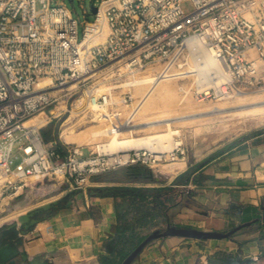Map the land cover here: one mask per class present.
I'll use <instances>...</instances> for the list:
<instances>
[{"label": "built area", "instance_id": "built-area-1", "mask_svg": "<svg viewBox=\"0 0 264 264\" xmlns=\"http://www.w3.org/2000/svg\"><path fill=\"white\" fill-rule=\"evenodd\" d=\"M93 15L78 21L60 0H0V196L28 178L84 191L109 171L177 161L179 146L155 158L147 148L84 157L81 147L43 139L51 119L71 112L85 120L92 111L120 131L132 122L143 77H190L196 97L215 101L264 91V0H99ZM201 50L220 66L205 79L193 63ZM31 119L38 122L26 126Z\"/></svg>", "mask_w": 264, "mask_h": 264}, {"label": "crops", "instance_id": "crops-1", "mask_svg": "<svg viewBox=\"0 0 264 264\" xmlns=\"http://www.w3.org/2000/svg\"><path fill=\"white\" fill-rule=\"evenodd\" d=\"M130 173L96 176L84 191L69 188L0 225V264H120L154 232L172 228L233 234L159 237L131 264L264 258V133L159 185Z\"/></svg>", "mask_w": 264, "mask_h": 264}, {"label": "rangeland", "instance_id": "rangeland-1", "mask_svg": "<svg viewBox=\"0 0 264 264\" xmlns=\"http://www.w3.org/2000/svg\"><path fill=\"white\" fill-rule=\"evenodd\" d=\"M99 0H83L82 5L86 11V17L83 16L80 3L77 0H64L65 5L72 11L73 17L78 21L84 19L88 22L93 21L94 15L91 12L92 3L96 7ZM57 0H51L52 5ZM183 9L188 12L191 9L190 3H185ZM192 78L184 80H169L161 83V89L167 90L169 93L166 100L162 99L152 104L149 110H146L132 121L131 124H140L141 122L152 119L157 120L163 117H176L180 115L193 114L199 109H213L215 107H231L241 104L245 100L262 96L264 91L245 92L233 97L229 100L215 101L211 99H200L191 91ZM136 98H140V93H134ZM171 95V96H170ZM68 111L70 108L68 107ZM85 120L80 119V115L75 112L66 113L58 120H52L43 128V139L49 142H56L57 145L63 147L65 144L74 145L83 148L84 157L88 156L89 151H97V146L107 142L108 137H93L92 131L96 127L104 129L107 125L97 121L94 113L89 111L84 115ZM38 119L26 123V126L36 124ZM137 126L132 134H126L124 137L133 136L134 138L145 137L158 133L163 128L156 126L154 128L145 129L143 126ZM173 130L177 133L176 139L179 141V150L182 155L178 161H165L150 163L149 168L158 178H167L175 176L186 167L193 168L196 165L206 161L217 153L226 152L250 138L264 133V112H238L230 114L212 115L202 118H195L183 122L172 123ZM18 158L15 164H18ZM142 167L141 165H133ZM129 168V167H127ZM127 168H119L109 171L107 174H120ZM177 169L172 174L166 172L170 169ZM130 173V172H129ZM133 176V172L129 174ZM22 183H17L19 188L13 196L6 194L0 196V225H3L27 208L38 205L45 201H49L59 197L62 192L71 188L69 183H62L58 180L34 179L28 178ZM152 184H162V181Z\"/></svg>", "mask_w": 264, "mask_h": 264}, {"label": "bare ground", "instance_id": "bare-ground-1", "mask_svg": "<svg viewBox=\"0 0 264 264\" xmlns=\"http://www.w3.org/2000/svg\"><path fill=\"white\" fill-rule=\"evenodd\" d=\"M190 47H195L197 45V41L192 39L188 42ZM194 66L196 67L195 71L197 75L201 79H205L208 74V69L210 67H215L219 69V63L211 56L210 53L201 50L199 52V57L193 61ZM167 80H158L153 79L152 77H143L138 81L139 87L137 88V93H140L141 96L139 98L136 109L131 115V121L142 115V113L146 110H149L152 107V104L156 101L166 100L169 93L167 90L161 89V83ZM239 95V94H238ZM171 96V95H170ZM238 97H242L239 95ZM244 98V97H242ZM242 105H254L256 107L245 111L251 113H262L264 112V94L262 96H258L256 98H252L249 101L245 100L241 104L231 106L237 107ZM228 108V107H227ZM225 109L223 107H215L213 109H199L193 114L180 115L176 117H163L157 120L148 119L140 124H129L120 131H112L110 127H105L104 129L96 127L95 130L92 131L91 135L93 137L105 136L108 137L107 142L102 143L97 146V151L100 153H109L113 154L119 151H126L130 149H139V148H147L153 154V157H158V154L171 152L180 146L179 141L176 139L177 133L172 128V123L183 122L191 119H195L194 117L203 115V114H211L216 111H220ZM96 118V114L94 115ZM36 120L31 119L29 121ZM28 121V122H29ZM132 123V122H131ZM135 125L143 126L145 129L154 128L159 126L163 128L162 131L151 134L145 137L134 138L133 136L124 137L126 134H132L134 129L137 128ZM139 126V127H140ZM127 159L126 154H124L123 159L121 160L123 163ZM178 161V160H177ZM176 161V162H177ZM177 169H170L166 173L172 174Z\"/></svg>", "mask_w": 264, "mask_h": 264}, {"label": "water", "instance_id": "water-1", "mask_svg": "<svg viewBox=\"0 0 264 264\" xmlns=\"http://www.w3.org/2000/svg\"><path fill=\"white\" fill-rule=\"evenodd\" d=\"M91 12L95 13V7L91 9ZM256 106L254 105H242L237 107H228L225 109H222L220 111L213 112L211 114H203L196 116L194 118H202L212 115H220V114H230V113H238V112H244L248 111ZM126 171H134L136 175L139 177H143L145 179L151 180V181H159L160 178H158V175L153 174V172L146 167H129L126 169ZM232 233L222 235L219 233H205L195 230H186V229H176L172 228L165 234H160L159 232H154L152 235L147 237L134 251H132L120 264H131L135 258L139 255V253L143 250V248L149 244L152 240L159 238V237H179L184 239H192V240H222L226 239L231 236ZM219 264H241L240 261H234L232 259H228L226 261H218ZM249 260L245 262V264H248Z\"/></svg>", "mask_w": 264, "mask_h": 264}, {"label": "trees", "instance_id": "trees-1", "mask_svg": "<svg viewBox=\"0 0 264 264\" xmlns=\"http://www.w3.org/2000/svg\"><path fill=\"white\" fill-rule=\"evenodd\" d=\"M45 141H47L46 139H45ZM51 141V140H50Z\"/></svg>", "mask_w": 264, "mask_h": 264}]
</instances>
